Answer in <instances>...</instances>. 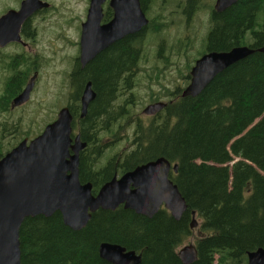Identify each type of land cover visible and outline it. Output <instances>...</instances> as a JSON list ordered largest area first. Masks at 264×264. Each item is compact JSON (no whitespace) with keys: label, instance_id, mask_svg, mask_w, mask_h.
Instances as JSON below:
<instances>
[{"label":"trees","instance_id":"trees-1","mask_svg":"<svg viewBox=\"0 0 264 264\" xmlns=\"http://www.w3.org/2000/svg\"><path fill=\"white\" fill-rule=\"evenodd\" d=\"M146 3L147 0H140L145 14ZM4 10L0 15L9 9ZM107 13L106 20L109 18ZM28 24L23 25L21 32L25 38L31 36ZM209 24L205 49L199 57L236 47L262 48L264 0H238L222 13H216L212 8ZM164 27L155 20L150 21L140 36L115 43L83 68L75 59L72 71L67 75L70 91L65 106L69 107L73 117V130L78 126L82 140L88 143L79 157V180L82 184L92 185L93 195L116 173L120 175L164 157L178 166L175 173L169 172V179L185 200L186 211L179 221H175L164 208L152 218L137 215L122 206L114 211L98 210L78 232L64 226L59 212L49 218H27L19 230L20 264H108L98 255L101 243L117 244L126 251L141 254V264H182L177 247L181 238L190 233V215L195 211L204 218V212L197 208L195 194L219 190L215 185L217 181H206L210 168L205 163L214 156L225 155L222 147L227 136L235 135L225 147L227 153L231 152L240 129L257 106L264 103V64L260 59L264 54H251L231 65L196 98H182L179 90L168 93L172 100L165 103L160 113L146 120L134 111L137 101L132 82L139 53L144 52L145 32L157 34ZM31 60L30 54H16L0 66L5 99H14L38 73L40 63ZM183 79L187 81L190 76ZM88 81L92 83L96 96L86 115L80 118L79 100ZM159 100L157 97L151 103ZM132 126L128 133L125 132V139L130 140L128 149L122 155L115 153L96 169V156L102 153L99 145L102 137L116 139ZM38 134L40 131L35 136ZM112 143L113 140L108 142L109 145ZM243 153L244 149H241L240 154ZM195 158L202 160L201 165H192L191 160ZM252 194L250 198L254 197ZM217 196L213 200L214 209L217 205L215 198L220 201L221 197ZM262 212L260 209L259 214ZM228 216L233 218L230 214ZM221 221L219 219L218 224ZM230 222L232 228L227 223L207 226L210 227L209 233L205 230L194 244L197 259L192 264H247L249 252L264 248V220L256 222L253 219L246 226L235 220ZM226 226L230 229L225 230Z\"/></svg>","mask_w":264,"mask_h":264},{"label":"water","instance_id":"water-1","mask_svg":"<svg viewBox=\"0 0 264 264\" xmlns=\"http://www.w3.org/2000/svg\"><path fill=\"white\" fill-rule=\"evenodd\" d=\"M238 0H215L213 11L222 13ZM105 0H89L85 21L80 26L79 63L81 68L98 53L121 39L140 33L148 19L139 0H110L108 8L113 18L100 24ZM50 7L42 0H21L17 9L0 16V47L22 44L21 28L36 13ZM257 50L236 47L226 52H209L190 69V81L181 92L182 98H196L210 82L231 65ZM35 76L12 101V107L24 105L33 90ZM96 93L88 81L80 97V114L86 115ZM163 102L145 107L143 114L153 116L165 108ZM73 117L69 107H62L55 119L32 139L24 138L0 159V264H20L19 230L27 218L51 217L59 212L64 226L78 232L86 227L91 215L98 210L114 211L119 206L135 214L152 218L162 207L175 221L187 209L177 186L169 179L177 164L164 157L137 166L103 184L96 195L90 183L79 180V153L86 147L80 135L73 133ZM194 212H192V222ZM98 255L108 264H141V254L117 244L101 243ZM182 264L196 261V248L190 244L178 251ZM247 264H264V248L247 254Z\"/></svg>","mask_w":264,"mask_h":264},{"label":"rangeland","instance_id":"rangeland-1","mask_svg":"<svg viewBox=\"0 0 264 264\" xmlns=\"http://www.w3.org/2000/svg\"><path fill=\"white\" fill-rule=\"evenodd\" d=\"M20 1L0 0V13L3 9H17ZM42 1L48 2L50 8L36 13L29 20L31 37L22 36V45L13 43L0 53V65L16 54H30L31 62L40 63L29 100L24 105L13 108L8 114L9 118L0 117V155H4L24 138H34L68 104L70 89L67 75L78 57L80 26L85 21L89 0ZM214 2L215 0H191L189 3L188 0H147V18L164 24L165 27L157 34L145 32L144 52L141 50L139 53L138 68L133 77L132 86L137 101L134 111L146 120L151 116L144 115L143 110L156 103H151V100L160 97L157 102L167 103L172 100L168 93L183 91L188 86L190 79L186 81L183 78L189 75L190 68L205 49L204 41L210 30ZM184 3L189 9L195 10L187 20L175 13V10L184 7ZM260 59L264 64V57ZM246 122L238 132L239 136L235 138L231 152L227 153L225 147L235 135L227 136L228 140L222 147L225 155L214 156L205 163L210 168L206 181H217L215 185L219 190L209 194H195L194 200L199 212H204V218L195 212L194 222L197 224L194 223L190 233L181 238L177 252L184 246L194 245L205 230L209 233L210 227L227 223L232 228L230 220L244 226L251 224L253 219L256 222L264 220V103L257 106ZM130 128L133 126L123 130L116 139L102 137L99 142L102 153L109 158L115 153L122 155L128 149L130 140L125 139V132L128 133ZM77 129L78 126L74 128L76 131ZM111 140L113 143L109 145ZM241 149H244L242 155ZM191 163L197 167L202 160L195 158ZM100 166L101 162L96 169ZM121 175L118 174V177ZM251 194L254 197L250 198ZM219 195L220 201L215 198L217 205L214 209V197ZM260 209L263 210L261 214ZM228 213L233 218L230 219ZM219 219L223 220L221 224H218ZM229 227L224 229L229 230Z\"/></svg>","mask_w":264,"mask_h":264},{"label":"flooded vegetation","instance_id":"flooded-vegetation-1","mask_svg":"<svg viewBox=\"0 0 264 264\" xmlns=\"http://www.w3.org/2000/svg\"><path fill=\"white\" fill-rule=\"evenodd\" d=\"M109 1L110 0H105V3L103 4V6H102V9H103V17H102V20H101V23L100 24H105V23H108L112 18H113V12H112V10L111 9H109L108 8V4H109ZM183 2L185 1V0H182ZM191 0H188V3L190 2ZM139 2H140V0H139ZM109 10V11H108ZM106 12H108L107 14L109 15V18L106 20L105 18H106ZM145 13V12H144ZM175 13L181 18V19H183V20H187L189 17H191V15L193 14V13H195V10L194 9H189V7L184 3V7L183 8H181V9H177V10H175ZM146 15V14H145ZM147 17V16H146ZM148 19V18H147ZM149 20V23H150V19H148ZM30 34V33H29ZM31 35V34H30ZM135 35H141V33H137V34H135ZM135 35H129V36H127V37H131V36H135ZM24 37V36H23ZM31 37V36H30ZM30 37H28V38H30ZM127 37H125V38H123V39H121V40H125ZM120 40V41H121ZM119 42V41H118ZM11 45V44H10ZM7 46H9V45H7ZM7 46H4V47H0V53H2L1 51H2V49L4 50V51H6V47ZM99 54V53H98ZM98 54L91 60V61H89L88 62V64L90 63V62H92L96 57H98ZM79 55H80V49H79V47H78V57H76L75 59L78 61V63H79ZM10 57H12V56H10ZM80 64V63H79ZM0 66H2V65H0ZM2 68H0V73H1V75H0V117H3V116H5L6 118H9L8 117V114H10L11 113V111H12V109H13V107H12V101H13V99L12 100H8L7 98L5 99L4 98V92H3V89H2ZM92 84V83H91ZM79 104H80V100H79ZM80 109H81V107H80ZM73 133H74V135H76V134H79L80 135V132H79V130L77 129V131L76 130H73ZM80 140L82 141V142H84V143H86V147L84 148V149H87V147H88V143L87 142H85V141H83L82 140V138H81V136H80ZM13 147H11V149H12ZM83 149V150H84ZM82 150V151H83ZM9 151V150H8ZM7 151V152H8ZM82 151L79 153V157L81 156V154H82ZM6 152V153H7ZM5 153V154H6ZM4 154V155H5ZM4 155H0V159L4 156ZM96 163H95V166L96 167H98L99 166V163L101 162V165L103 166L105 163H106V161L109 159V157H107V155L106 154H104V153H100V154H97V156H96ZM99 162V163H98ZM171 165H173L172 163H171ZM170 172H172V173H175L172 169L170 170ZM116 175V177H118V174L116 173L115 174ZM162 209H163V207H162ZM168 212V211H167ZM170 214V213H169ZM194 215H195V211H194ZM171 216V215H170ZM190 220H191V222H192V213H191V215H190ZM194 223H196V222H194V220H193V222H192V224L190 225V229H192L194 226H195V224ZM197 224V223H196Z\"/></svg>","mask_w":264,"mask_h":264},{"label":"bare ground","instance_id":"bare-ground-1","mask_svg":"<svg viewBox=\"0 0 264 264\" xmlns=\"http://www.w3.org/2000/svg\"><path fill=\"white\" fill-rule=\"evenodd\" d=\"M254 54H260V53L256 51V52H254L252 55H254ZM184 201H185V200H184ZM185 203H186V202H185Z\"/></svg>","mask_w":264,"mask_h":264}]
</instances>
